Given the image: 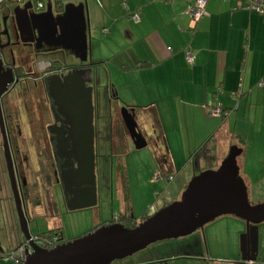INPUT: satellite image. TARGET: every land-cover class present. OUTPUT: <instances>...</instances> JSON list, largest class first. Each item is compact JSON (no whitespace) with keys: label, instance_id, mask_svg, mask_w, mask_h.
Instances as JSON below:
<instances>
[{"label":"crops","instance_id":"0c3cea01","mask_svg":"<svg viewBox=\"0 0 264 264\" xmlns=\"http://www.w3.org/2000/svg\"><path fill=\"white\" fill-rule=\"evenodd\" d=\"M83 1L88 13L86 62L90 70L103 69L114 100L128 109L143 132L146 146L140 150L147 149L156 164L151 183L178 181V201L186 182L215 170L236 147L242 151L237 165L248 201L264 203V17L241 10L243 0H210L196 24L186 0L79 3ZM135 13L138 21L132 19ZM211 106H220L227 115L210 117ZM131 145L140 151L128 134L112 143L123 152ZM245 232L241 221L227 240L221 237L222 227L206 225L204 242H186L180 250L179 241L175 251L169 249L173 243L163 242L148 248L145 257L134 255L123 264H243ZM254 264H264V223L258 226Z\"/></svg>","mask_w":264,"mask_h":264},{"label":"water","instance_id":"95a60500","mask_svg":"<svg viewBox=\"0 0 264 264\" xmlns=\"http://www.w3.org/2000/svg\"><path fill=\"white\" fill-rule=\"evenodd\" d=\"M87 14L85 1L78 5L67 4L64 14L58 17L53 15L52 7L48 4V11L35 16V19L43 29L57 36V40L65 37L69 43L76 42L72 39L73 32L72 35L68 34L70 29L79 27V47L62 46L65 50L78 53L81 60L86 62L89 55ZM2 69L0 60V72ZM50 80L53 83L50 97L60 105L65 117L69 127L71 155L77 164L76 169L69 172V180L77 188L84 187L76 193L80 204L68 206V210L92 209L97 206L93 88L86 86V82L76 72L67 75L63 81L59 77ZM13 81L11 70L0 75V98ZM121 119L135 148H144L146 142L138 133L134 117L126 107L121 110ZM241 153L240 149L232 147L215 170L194 176L178 201L147 216L134 228L128 229L119 223L105 224L49 250L38 246L31 236L29 222L16 189L13 188L20 232L26 246L21 264H112L146 251L157 243L189 237L225 216L235 217L244 223L246 232L241 238L240 261L243 264H254L258 258V226L264 223V203L252 205L248 201L247 187L237 165ZM60 181L66 185L63 177ZM170 246H173L169 247L173 248L172 251L177 250L176 245ZM183 247L180 246V250ZM155 254L157 258L158 253L155 251L152 256Z\"/></svg>","mask_w":264,"mask_h":264},{"label":"flooded vegetation","instance_id":"af4514ba","mask_svg":"<svg viewBox=\"0 0 264 264\" xmlns=\"http://www.w3.org/2000/svg\"><path fill=\"white\" fill-rule=\"evenodd\" d=\"M79 4V3H77ZM35 4L25 1L22 5H4L0 7V60L3 69L0 75H4L11 70L14 81L8 86V91L0 98V248L5 242L2 233L11 225L13 229V221L11 207L16 212V198L13 188L16 189L18 199H20L25 215L29 222V230L31 236L35 238L36 243L42 244L54 237L46 236L50 231L44 233H34L31 229L32 223L37 219L32 217L30 210L34 211L40 208L41 203L37 201L38 192L51 184L53 188V198L56 195L60 197L66 212L68 206H77L78 200L76 193L84 187H76L69 180V172L75 170L77 164L71 155L72 147L69 140V127L65 122V117L61 113L60 105L50 97V89L52 84L50 79L59 77L62 81L67 75L76 72L86 82L89 87L88 79L94 75L95 69L91 68L81 60L76 52L65 50L62 44L66 46L79 47V39L81 37L79 27L73 32L72 39L75 43H69L65 37L57 40L49 33L48 29H43L35 16L45 14L48 11V5L42 10H36ZM66 3H60L53 12L55 17L62 16ZM60 43V45H58ZM72 58V63H68ZM47 59L48 63L43 67L39 75L33 76L32 66L41 60ZM33 78L32 80H29ZM92 80V78H91ZM21 88V90H34L39 95L36 97V116L39 122L35 128H31V136L36 138L43 136L44 153L47 154L46 165L41 159L40 141L33 144L37 150L35 162L36 168L32 170L34 182L28 181L27 170L30 168L29 158L25 153V130H24V108L17 105L14 106L8 99L10 93ZM93 88V87H92ZM22 94V93H21ZM94 108V103H93ZM95 113V112H94ZM123 124V123H122ZM124 127V125H123ZM111 128L114 129L113 123ZM125 129V127H124ZM126 131V129H125ZM137 131L143 137V132L137 126ZM99 132L95 124L94 115V137L96 144V136ZM127 133V131H126ZM128 134V133H127ZM96 148V147H95ZM99 155L95 150V176L97 187V204L100 189L99 181ZM45 167L46 170L43 171ZM48 172V174H47ZM46 173V174H45ZM63 177L65 184H62L60 178ZM57 196V197H58ZM80 201V200H79ZM56 201L53 207L56 208ZM96 208V207H94ZM92 208V209H94ZM30 209V210H29ZM77 211V210H76ZM45 221V220H44ZM45 226L49 225V220L45 221ZM20 229V227H19ZM59 230V229H57ZM21 233V232H20ZM22 235V234H21ZM59 240V239H58ZM59 243H64L63 239ZM24 243L21 237L22 245ZM39 245V246H40Z\"/></svg>","mask_w":264,"mask_h":264},{"label":"rangeland","instance_id":"374dc122","mask_svg":"<svg viewBox=\"0 0 264 264\" xmlns=\"http://www.w3.org/2000/svg\"><path fill=\"white\" fill-rule=\"evenodd\" d=\"M32 4H35L36 1L42 2L45 6L48 4L51 5L53 12L56 10V7L60 3L66 4H77L81 0H27ZM1 18V14H0ZM109 51V50H108ZM113 52L110 50L108 52V56L112 59L115 58ZM96 55L93 56V61L96 63ZM72 58L68 63H72ZM48 63L47 59L37 61L35 65L32 67L33 76L39 75L43 67ZM95 69V81L94 75L89 77L88 84L89 87H93V103H94V115H95V124L98 127L99 132L97 133L95 150L98 155H100L99 163V181H100V189L98 194V204L94 209H82L72 212H66L63 204L61 203L60 197L56 195V198H53V188L51 184L45 186L44 189L38 192L36 197L37 201L41 203L40 208L32 211L30 210V214L32 217L36 216L37 219L32 223L31 229L34 233H44L47 231H55L58 232L57 229L60 230L62 239L64 241H72L79 237H82L95 229L101 227L102 225L113 223L115 220H118L121 213L124 212L125 200L128 199V204L132 211V217L135 219H140L141 217L147 215L151 216L155 214L162 207L169 205L175 202V198L178 197V181L171 182L166 186V184L156 181L154 184L151 183L153 179L154 172L156 171V164L150 158L149 153L146 150L136 151L133 146H129L127 150L121 153V156L118 155H110V151H106V144L102 143L103 140L100 139V135L102 133V129L104 128V118L111 117L113 127L123 128V124L120 119V111L118 110L117 100L113 98V90L108 87L106 73H104L103 69ZM106 71V70H105ZM92 78V80H91ZM30 78L29 80H32ZM22 93V94H21ZM39 94L34 90H21V88L14 90L8 96L10 102L13 103L14 106H18L24 108V130H25V153L29 158L30 168L27 170L28 181L30 183L34 182V175L32 170H35L36 164L35 162L37 156V150L33 147L35 142L40 141L41 144V159L42 162L46 163L47 154L44 153V142L43 136L32 137L30 129L35 128L39 122L36 111V97ZM124 106H119L122 110ZM116 134V132H115ZM102 136V135H101ZM36 155V156H35ZM112 157L111 159L109 157ZM240 157V156H239ZM223 161V160H222ZM221 161V162H222ZM121 168H118L119 166ZM45 166H47L45 164ZM43 171L46 170L45 167H42ZM122 169L124 172V183L126 186V194L125 196L122 194V182L121 178L118 177L119 170ZM112 172V181H104L106 177L108 180L110 178V174ZM188 171L184 172L187 174ZM46 174V173H45ZM48 174V172H47ZM181 180V179H180ZM189 183L186 182L184 185L187 186ZM108 184V185H107ZM110 185V186H109ZM109 187V189H108ZM58 196V197H57ZM179 196L178 200L180 199ZM56 201V208L54 209L53 204ZM249 203L252 205H256L260 202L257 199L249 200ZM12 221L14 228L11 226L2 233V236L5 242L2 243L3 254H9L19 247L21 243V233L19 229V222L17 218V214L15 213L13 207H11ZM45 216V217H44ZM49 220V225L45 226V221ZM45 220V221H44ZM214 224L223 228L224 233L221 237L229 240L231 238V234L238 228L241 224V221L232 216H225L217 219L216 221L208 224L207 226ZM242 224H244L242 222ZM202 230L197 231L193 235L178 239L171 240L168 243H173L174 245L180 241V245L185 246L186 242L193 241L194 243L199 241H203ZM57 243L58 237L55 236ZM234 239V237H233ZM36 242V241H35ZM206 243V242H205ZM161 243L155 244L156 246ZM39 246L40 244L37 243ZM44 244L42 243L40 247ZM155 245H152L150 248H154ZM198 246V245H197ZM148 249L146 251H141L137 253L136 258L145 257L147 255ZM151 255V254H150ZM123 262L128 261H116L112 264H123ZM185 262H180V264H184ZM1 264H13L11 262L1 263ZM186 264V263H185Z\"/></svg>","mask_w":264,"mask_h":264},{"label":"built area","instance_id":"2783aa9c","mask_svg":"<svg viewBox=\"0 0 264 264\" xmlns=\"http://www.w3.org/2000/svg\"><path fill=\"white\" fill-rule=\"evenodd\" d=\"M26 0H0V7L6 5H22L25 3ZM209 0H196L194 2L193 7L190 8L189 14L193 24H196L201 18L206 15V6ZM36 10H42L45 8V5L40 2H35ZM241 10L249 12V13H256L262 17H264V0H243V4L240 7ZM132 19L138 21V14L135 13L132 15ZM186 58L188 63H193V56L192 53L187 52ZM263 83H260L262 86ZM208 115L213 118H222L227 115V112L224 113L220 106H211L208 108ZM172 178H170L171 180ZM57 240L56 238H52L51 240H47L43 242L42 248L44 249H52L56 246ZM26 251L25 244L20 245L17 250L9 253V254H1L0 261L1 262H11L13 264H21L22 260L24 259Z\"/></svg>","mask_w":264,"mask_h":264},{"label":"trees","instance_id":"16d2710c","mask_svg":"<svg viewBox=\"0 0 264 264\" xmlns=\"http://www.w3.org/2000/svg\"><path fill=\"white\" fill-rule=\"evenodd\" d=\"M186 1H188V2H190V7L189 8H191V7H193V5H194V2L196 1V0H186ZM210 1V0H209ZM208 1V2H209ZM208 4V3H207ZM207 7V6H206ZM249 13V12H248ZM222 111L224 112V113H226L227 111H225V110H223L222 109ZM111 124H112V118L111 117H105L104 118V128L102 129L103 131H102V133H101V135H100V139L101 140H103L102 141V143L106 146V148H104V149H106V151L108 150V152L110 151L111 153H110V155L112 156V155H118V156H121L120 154L121 153H123V151H122V148L120 147V148H113L112 147V143H113V140L115 139V140H117V141H120V142H122L123 140H124V138H125V135H127V133H126V131H125V129H124V127L123 128H119V127H116V128H114V129H112L111 128ZM115 132H116V134H115ZM96 138H97V136H96ZM109 157L110 159L112 158V157ZM99 157H100V155H99ZM122 166L120 165L118 168H121ZM123 168V167H122ZM99 170H100V167H99ZM118 177H120L121 178V182H122V189H123V192H124V196H125V194H126V186H125V183H124V172L122 171V169H120L119 170V173H118ZM112 179V172H111V174H110V178H109V180L105 177L104 178V181H109L110 182V180ZM112 181V180H111ZM108 185V184H107ZM110 186V185H109ZM108 189H109V187H108ZM110 190V189H109ZM135 218L134 217H132V211H131V208H130V206H129V204H128V199H126L125 200V207H124V212L123 213H121V215L119 216V218H118V223L119 224H122L125 228H128V229H132V228H134L136 225H137V223L135 222ZM48 234L46 235V236H49V237H55V236H57L58 238H59V240H61L62 239V235H61V232H60V230H58V232H53V231H51V232H47ZM58 240V241H59ZM60 242V241H59ZM60 244H63V242L62 243H56V246H58V245H60ZM55 246V247H56Z\"/></svg>","mask_w":264,"mask_h":264}]
</instances>
